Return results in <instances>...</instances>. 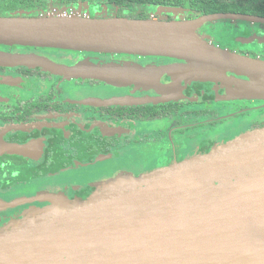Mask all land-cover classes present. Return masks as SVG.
Wrapping results in <instances>:
<instances>
[{"label": "water", "instance_id": "1", "mask_svg": "<svg viewBox=\"0 0 264 264\" xmlns=\"http://www.w3.org/2000/svg\"><path fill=\"white\" fill-rule=\"evenodd\" d=\"M225 17L264 21L224 13L184 20L9 16L0 17V44L173 57L183 61L175 69L185 80H219L230 98L264 99V60L196 33ZM95 178L84 197L65 196L78 182L0 198L1 206H30L0 226V264H264V126L145 173Z\"/></svg>", "mask_w": 264, "mask_h": 264}, {"label": "flooded vegetation", "instance_id": "2", "mask_svg": "<svg viewBox=\"0 0 264 264\" xmlns=\"http://www.w3.org/2000/svg\"><path fill=\"white\" fill-rule=\"evenodd\" d=\"M210 5L205 13L180 0L138 8L113 0H0V17L184 20L224 13L264 19V0ZM196 33L214 46L264 60V21L225 17ZM182 63L157 55L0 44V145L11 147L0 149V198L36 192L43 183L78 182L65 196L84 197L96 189L90 183L95 177L145 173L264 126V99L230 98L219 80H185L175 69ZM114 154L89 170H69ZM28 208L1 206L0 226Z\"/></svg>", "mask_w": 264, "mask_h": 264}, {"label": "trees", "instance_id": "3", "mask_svg": "<svg viewBox=\"0 0 264 264\" xmlns=\"http://www.w3.org/2000/svg\"><path fill=\"white\" fill-rule=\"evenodd\" d=\"M171 0H113L119 6H131L138 8L147 4H163L169 3ZM176 4H179V0H173ZM180 3L186 6H191L197 9H204L205 13L213 10L211 8V0H180Z\"/></svg>", "mask_w": 264, "mask_h": 264}]
</instances>
